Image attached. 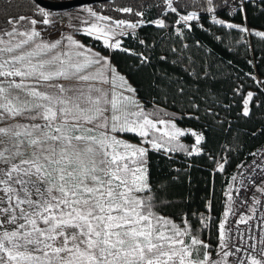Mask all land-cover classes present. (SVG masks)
Here are the masks:
<instances>
[{"label":"snow or ice","instance_id":"obj_1","mask_svg":"<svg viewBox=\"0 0 264 264\" xmlns=\"http://www.w3.org/2000/svg\"><path fill=\"white\" fill-rule=\"evenodd\" d=\"M151 8L157 15L146 18ZM84 11L91 20L80 29L82 34L102 41L105 48L135 56L138 68H155L153 59L179 67L181 75L176 79L165 71L157 73L153 82L172 88L176 96L187 95L194 110L188 118L194 120L200 118L196 99L202 85L204 98L210 95L214 61L206 58L212 50L200 40L192 45L184 42L187 34L199 29L222 43L228 34L224 30H234L240 34L237 43H247L245 36L264 43V26L248 27L250 13L264 15V0H152L140 11L115 9L135 15L131 22L90 7ZM36 13L42 20L29 19L33 26L29 31L16 27L28 19L21 16L9 18L13 28L0 34V120L22 117L25 121L0 127V264H264V168L256 165L261 168L259 184L249 178L260 196L254 192L250 204L241 200L248 212L240 213L235 227L229 224V216L235 213L233 186H228L213 249L200 238L213 219L210 199L204 204L205 212L191 213L200 228L190 222L188 213H179L180 224L164 214L191 199L186 188L191 177L172 166L171 154L201 155L207 139L204 132L182 129L175 119L159 118L158 108L145 110L135 99L136 89L110 58L71 34L51 42L38 39L41 32L35 26L51 24L52 13L39 5ZM237 18L240 23L235 22ZM148 26L158 30L156 35L146 33L141 38L136 30ZM213 26L220 34L212 31ZM169 28L168 37H161L159 30ZM129 35L143 51L122 47L117 37ZM172 36L180 40L179 47L171 43ZM65 41V49L56 51ZM193 47L205 55L197 59L191 54ZM247 48L254 50L251 43ZM247 63L253 65L252 60ZM93 67L99 68L98 74L89 72ZM247 75L264 94V81ZM64 80L76 81L78 86L66 87L60 82ZM105 84L107 89L98 86ZM232 91L240 97L237 119L251 117L253 106H264L257 92L245 93L242 84ZM220 107L227 112L231 104ZM205 111L212 117L206 130H211L213 122L222 129L227 124L231 130V121L221 119L211 107ZM163 115L176 114L164 111ZM121 133L134 134L141 143L121 139ZM186 136L194 138L190 148L181 142ZM150 151L168 161L156 176L149 166ZM216 163V170L223 172L227 160Z\"/></svg>","mask_w":264,"mask_h":264},{"label":"trees","instance_id":"obj_2","mask_svg":"<svg viewBox=\"0 0 264 264\" xmlns=\"http://www.w3.org/2000/svg\"><path fill=\"white\" fill-rule=\"evenodd\" d=\"M151 2L152 0H105L85 5L93 8L98 13L111 16L115 20L123 19L131 22L137 19L135 15L118 12L115 9L131 7L135 11H140L142 6L147 9ZM37 5L34 0H0V30L10 25L8 23L9 18L23 16L30 19L34 18L37 21L42 20V17L36 13ZM44 9L47 10L46 8ZM156 15V9L151 8L147 11L146 18H155ZM235 22L240 23L239 18ZM171 23L172 20L170 19L169 24ZM36 26L41 28L44 24L38 23ZM262 26H264V15L256 12L250 13L248 27L261 28ZM157 31L153 26L136 30L141 38L146 33H151L155 36ZM212 31L220 34L215 26H213ZM224 31L228 34L223 37L222 43L214 41L210 35L199 29H194L193 32L188 33V39L184 41L192 45L196 40H200L207 49L212 50V55L206 58L214 61L211 68L214 79L211 81L210 95L204 98L205 88L202 85L200 96L196 99V102L200 104V111L196 113L200 117L198 120L188 118V113L194 110L189 107L187 95L184 97L176 96L172 88L158 87L153 82L157 73L165 71L171 74L173 79H176L181 75L179 67H174L170 64H160L153 59L152 63L155 68H138V61L135 56L119 50L105 48L99 45L96 39L81 35L84 42L90 43L103 55H107L110 58L111 64L136 89L135 96L143 102L142 106L145 110L151 111L158 108L161 112L159 118L175 119L177 125L183 129L204 132L207 139L201 145L203 148L201 155L187 157L182 152L171 154L174 161L172 166L181 168L191 177V184H186L187 190L191 191V199L173 211H167L164 214L171 215L172 219L177 224H180L179 213H188L190 222L195 228H200L196 218L191 213L197 211L205 212L204 204L210 199L212 201L210 215L213 219L209 227L201 231L200 238L211 244L212 247L217 243V225L226 208L225 192L230 182V176L240 164L247 160L251 151L264 142V106H253L251 117L237 119V114L240 110V97L233 96L232 91L237 85L242 84L245 93L248 91L257 92V99L264 101V94L257 91V85L247 75L258 76L261 81H264V43H261L259 38L245 36V41L251 43L254 48V50H248L247 43L236 42L240 39L239 33L234 30ZM159 32L161 37H168L171 28L167 31L159 30ZM119 39L123 42L122 47L133 49L137 52L143 51L131 35L120 37ZM169 39L175 46H180V40L175 36ZM164 46L169 45L166 43ZM228 48L232 50L226 51ZM191 54L197 59L205 55L204 52L194 47L191 49ZM173 58L170 55V60ZM229 60L232 62L231 65L227 63ZM248 60H252L253 65H249L247 63ZM220 104H231V108L225 112L221 110ZM209 107L218 112L221 119L226 118L231 121V130H228L227 124L222 129L215 122L212 123L210 131L206 130V126L212 121V117L207 116L205 111ZM164 111L175 113L176 115L175 117L163 115ZM252 133H255V135H252ZM124 136L133 141H138V136L134 134L124 133ZM181 142L190 148L194 143V138L191 136L182 137ZM224 160H227L224 171H217L216 162H224ZM189 164L192 165L190 169L187 168ZM167 165L168 161L163 158L162 154L154 151L149 152V166L153 176L158 175L160 168ZM173 212L176 214H173Z\"/></svg>","mask_w":264,"mask_h":264},{"label":"rangeland","instance_id":"obj_3","mask_svg":"<svg viewBox=\"0 0 264 264\" xmlns=\"http://www.w3.org/2000/svg\"><path fill=\"white\" fill-rule=\"evenodd\" d=\"M85 8H89V7L87 5H80V6H75V7H71V8H68V9H64V10H49V9H47L46 11L52 13V15L50 17L51 20H52V23L48 24V25H44L41 28L35 26L37 28V30L41 32V37L38 38V39H44V40H47V41L51 42V41H54L56 39L61 38L62 36H66V35L71 34L77 41L82 43L85 47L91 48L94 52L100 53L101 56H103V57H108L107 55H103L100 51H98V49H96L90 43L84 42L82 40V38H81V35H84V34H82L80 29L82 27L86 26L85 22H90V20H91V18L89 17L88 13L86 11H84ZM29 19L30 18L25 19L23 21H20V23L17 24L16 27L20 31H29L33 27L29 23ZM12 28H13V25L8 27L4 31H0V34H3L5 32H7V31H11ZM129 31H132V30H129ZM20 38L21 37H17V39H20ZM91 38H93V37H91ZM117 38L119 39L120 37H117ZM5 39H8V37H5ZM93 39H95V38H93ZM97 42H98L99 45L103 46V42L102 41H98L97 40ZM66 44H67V42L65 41L64 44H62L61 47L58 48L56 51H63L65 49V45ZM29 47H31V45H29ZM99 71L100 70H99L98 67H93V68L89 69V72L92 73V74H98ZM60 82L63 83L66 87L78 86L76 81L64 80V81H60ZM98 86L104 87L105 85H98ZM41 90L52 91V89H46V88H43V87L41 88ZM12 94L15 95L16 91L13 90ZM128 95H130V94H128ZM21 98L23 99V94H21ZM135 99L140 103V105L143 104V102L140 99H138L136 96H135ZM26 115H31V114L29 113V114H26ZM18 121L21 122V123L25 122L22 117H17L16 119L8 118V119H5V120H0V127H5V126H9V125L10 126H15V124ZM36 123H39V121H36ZM185 130H187V129H185ZM118 135H119V137L121 139H124V140H126V141H128L130 143H133V144H140L141 143L140 137H138V141H133V140L128 139L127 137H125L124 133H121V134H118ZM145 146H147V145H145ZM233 176H234V173H232V175L230 176V182L228 184V186L230 184L233 186L232 192L234 190V181L232 179ZM228 186L226 188V191H228ZM226 205H227V198H226ZM217 243H218V241H217ZM217 243L212 247L213 249L216 248ZM213 256L215 258V253H213Z\"/></svg>","mask_w":264,"mask_h":264},{"label":"built area","instance_id":"obj_4","mask_svg":"<svg viewBox=\"0 0 264 264\" xmlns=\"http://www.w3.org/2000/svg\"><path fill=\"white\" fill-rule=\"evenodd\" d=\"M255 77L257 80H260L258 76ZM252 153H255L256 155H251ZM256 165H261V168H264V142L256 146L251 151L250 156L247 158V160L244 161L242 164H240L239 167H237L233 172L234 176H236V180L234 181V190H233L234 203L232 205L235 215L229 216V224L232 225L233 227H235L234 222L238 218L240 213L248 212L247 205L242 204L241 200L242 199L248 200V203L250 204L251 200L249 199V197H251L254 192L257 196H260V194L256 192L255 188L251 185L249 179V178L255 179L257 184L261 182L260 179H257V177L260 176L261 168H256ZM242 181H243V185L241 183ZM244 185H247L248 187L245 188ZM236 189H240L239 196L236 195ZM261 199L262 202H264V197H262ZM239 227L243 229L245 226L240 225Z\"/></svg>","mask_w":264,"mask_h":264},{"label":"water","instance_id":"obj_5","mask_svg":"<svg viewBox=\"0 0 264 264\" xmlns=\"http://www.w3.org/2000/svg\"><path fill=\"white\" fill-rule=\"evenodd\" d=\"M38 5L49 10H64L75 6L100 2L105 0H34Z\"/></svg>","mask_w":264,"mask_h":264},{"label":"crops","instance_id":"obj_6","mask_svg":"<svg viewBox=\"0 0 264 264\" xmlns=\"http://www.w3.org/2000/svg\"><path fill=\"white\" fill-rule=\"evenodd\" d=\"M10 26H12V24H10L8 27H10ZM8 27H7V28H8ZM7 28H5V29H1L0 31H4V30H6ZM104 87H105V89H107V88H108V85L105 84Z\"/></svg>","mask_w":264,"mask_h":264}]
</instances>
